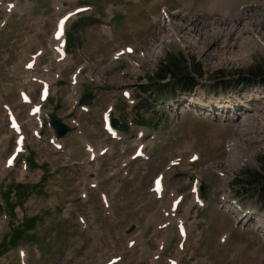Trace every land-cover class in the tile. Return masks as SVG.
Here are the masks:
<instances>
[{"label": "rangeland", "instance_id": "obj_1", "mask_svg": "<svg viewBox=\"0 0 264 264\" xmlns=\"http://www.w3.org/2000/svg\"><path fill=\"white\" fill-rule=\"evenodd\" d=\"M9 3L16 7L11 9ZM76 9L80 11L67 19L66 34L79 33L82 46L68 40L63 60L53 52L43 55L42 49L53 44L58 18ZM166 14L170 22L183 23L177 25L181 31L173 24L174 33L166 31ZM164 32L169 37L159 42ZM257 36L264 39V0H0V264H264V238L249 225L243 228L223 206L225 192L227 201L262 211L255 191L242 187L240 178L244 171L262 166L264 121L259 127L245 126L248 137H239L241 150L233 158L228 140L239 124L232 112L216 119L181 107L179 114L171 103H183L175 82L180 72L199 82L195 99H223L231 91L240 96L246 88L241 84L229 91L233 80L243 75L241 83L247 82L251 70L264 69V44ZM245 49H250L248 54L242 53ZM32 53L36 61L41 58L37 65H56L50 69L52 80L61 75L58 87L50 84L44 98L41 88L33 92L30 76H48L32 69L34 65L27 67ZM73 84L77 89L70 97ZM124 89L131 91L133 101ZM22 90L33 93L31 102L23 101ZM244 95L260 106L252 108L264 117L258 94ZM38 103L43 123L36 124V132L28 114ZM107 111L127 126L123 132L128 142L110 136ZM10 114L25 134L13 162L18 133L11 128ZM52 117L70 125L58 140L60 147L52 141ZM141 125L156 138L132 137L140 134ZM141 141L155 155L150 162L140 158L134 169L157 172L165 167L172 174L164 180L163 195L169 193L173 200L186 193L177 204V220L186 219L188 233L173 232L172 244L165 249L148 241L147 216L153 208L132 194L131 182L123 178L127 168L121 159ZM88 143L97 151L89 154ZM107 146L116 151H102ZM126 146L130 151H121ZM229 159L236 162L231 169L225 167ZM225 175L227 182L222 181ZM93 178L99 185H111L109 205L93 189ZM194 183L206 186L203 205L194 200ZM141 203L144 215L136 209ZM130 224L135 228L128 233Z\"/></svg>", "mask_w": 264, "mask_h": 264}, {"label": "flooded vegetation", "instance_id": "obj_2", "mask_svg": "<svg viewBox=\"0 0 264 264\" xmlns=\"http://www.w3.org/2000/svg\"><path fill=\"white\" fill-rule=\"evenodd\" d=\"M69 37L71 39V32L69 33ZM19 48V47H17ZM48 50H52V48L50 46H47ZM46 56L50 55L47 53ZM44 62V61H43ZM42 63V62H40ZM45 66H49V71L46 72V70H44L47 73V78H50V76L52 75V73L50 72L51 67L54 68L56 67V65H54V67L48 63L45 64L43 66L38 65V70H42L40 69V67H45ZM37 75H39V72L36 73ZM57 77V78H56ZM61 75L59 73L55 74V78L49 82L48 84L50 85H54V82H56V85L58 87V83H59V79H60ZM33 83L35 84V90L33 91L34 93H37L38 90L42 87L40 84L39 80H34ZM58 89V88H57ZM31 97H33V93H31ZM55 117H52V119L50 118L49 121L50 123L53 121ZM115 128L117 129V131L119 132H123L124 130H126L127 126H123L119 121L117 126H115ZM137 131V130H136ZM136 133V132H135ZM149 133H151V131H149ZM121 134V133H120ZM123 137V141H127L129 140V137L127 135H122ZM156 138V136L154 137V139ZM148 139V137H147ZM145 144V141H144ZM145 148L144 150L147 149V146L144 145ZM136 150V148H133V152ZM107 151H116V148L114 147H108ZM119 151V150H118ZM121 151H130V148H128L127 146L123 149H121ZM132 152V153H133ZM126 152H123V154H125ZM148 158H147V162H150L153 158L155 153L153 152V150H148ZM140 157L139 158H135L133 159L131 157V153L129 156L122 158V164L124 167H126V171H124L123 173V178L126 179L127 181L131 182V186L130 189L132 191H134L135 195H139L141 198H143L145 200V204H147V207L153 208V213L150 216H147L148 220L151 222V227H149V236L150 239H148V241L155 243L156 242V247H160L162 246L164 249L168 246L170 247L172 244V233L174 232V235H176V233L178 234V229H177V224L175 219L177 218V209H173V202L171 200L170 195L168 194H164L163 197H156L153 191V186H154V179L157 176H161L163 178V181L166 179L168 173L165 172L166 168H160L158 169L157 172H153L150 169H141V170H135L134 167H137V163H141ZM158 159L154 160V162H156ZM93 189L96 190V194L99 196L100 200L102 201V193H104L106 195L107 198L109 197V192L111 191V185L109 183H102V184H98L96 185ZM206 190V186H203V190H201V193H205ZM119 192V190H118ZM137 195V196H138ZM140 197H139V202H140ZM186 197V193H183V198ZM111 200V198H110ZM144 208V205L141 203L140 205H138V207L136 208L139 213L141 215H144V213L142 212V209ZM143 213V214H142ZM154 214V215H153ZM152 217H155V219H157L158 221H162L164 222L161 226L159 227H155L154 221L152 219ZM202 221H199L198 223H200ZM135 228V224H130L127 228L126 231L129 233L131 232L133 229ZM161 231H165L166 233L168 232V234L165 233H161ZM157 236H159V238H156Z\"/></svg>", "mask_w": 264, "mask_h": 264}, {"label": "bare ground", "instance_id": "obj_3", "mask_svg": "<svg viewBox=\"0 0 264 264\" xmlns=\"http://www.w3.org/2000/svg\"><path fill=\"white\" fill-rule=\"evenodd\" d=\"M242 2V1H241ZM238 3V2H237ZM217 4V3H216ZM219 5H220V3H219ZM222 5V4H221ZM62 5H61V3L60 4H58V10H61L62 8H60ZM226 7V6H225ZM229 7V6H228ZM227 7V8H228ZM220 8V7H219ZM230 8V7H229ZM231 9V8H230ZM238 11V10H237ZM237 11H235V12H237ZM241 11V10H240ZM62 12V11H61ZM227 12H228V10H227ZM226 12V13H227ZM231 12V11H230ZM72 13V12H71ZM262 16V15H261ZM166 20H165V22H166V31L169 33V34H171V32H173L174 33V31L175 30H177V31H181V29H178L177 28V25L176 24H174L172 21V23L170 22V17H168L167 16V14L165 15V17H164ZM60 19H61V16L58 18V21H57V29H56V31H58V25H59V22H60ZM171 24H173L174 26H176V28H175V30L171 27ZM183 24V23H182ZM182 24H179L178 26H180V25H182ZM183 30V29H182ZM242 28H240L239 30H238V33L241 35L242 34ZM60 32H61V34L60 35H55V37H54V35H53V37L54 38H52V40H54L55 41V46H54V48H55V50L57 51V55L59 56V57H61V58H64L65 57V55H67V53H66V50H65V48H64V32L63 31H61L60 30ZM167 32H164L163 34H161L160 35V40H158L159 42H161V40L163 41V40H166V39H168V37H169V35L167 34ZM176 37V36H175ZM174 37V38H175ZM257 38L259 39V43L260 44H264V39L263 38H261L260 36H257ZM250 39V38H249ZM248 39V40H249ZM257 39V40H258ZM251 40V39H250ZM258 43V44H259ZM256 45V43H253V45ZM54 44H52V46H53ZM257 46V45H256ZM241 50H243V49H241ZM134 51H135V49H134ZM249 51H250V49H249ZM249 51H246V49H245V51L244 52H242V53H247L248 54V52ZM158 52H160V49H157V51L155 52V51H153V53L154 54H157ZM117 54L120 56L121 55V51H118L117 52ZM143 53L141 52V55H142ZM240 55V54H239ZM45 57V56H44ZM43 57V58H44ZM32 58L33 59H35L36 57L34 56V55H32ZM42 58V59H43ZM28 60V59H27ZM90 64L91 63H89L88 64V67H90ZM133 64H137V62L135 63V62H133ZM83 66L85 65V64H82ZM82 65H80L79 66V68L76 70V72L73 74V76H72V79L73 80H75V81H78V75L80 74V72H81V70H82ZM42 69H44V70H46V72L47 71H49V66H45V67H43ZM94 69V68H93ZM46 85H48V82L46 83ZM76 87L73 85L72 86V88H71V91H70V97H74V94H75V92H76ZM23 93H25V92H22V94ZM123 94H127V96L129 97V100L130 101H133V99L131 98V92L130 91H128L127 89H124V91H123ZM29 96V95H28ZM69 96V95H68ZM23 98V97H22ZM26 98H28V97H26ZM232 106L234 107V110H235V112H234V114L237 116V121H238V124H239V128H237V131L233 134V135H230V137H229V139L230 140H228V149L229 150H231V152H233V154L234 155H232L233 156V158H235L236 157V155H237V153H238V151H240L241 149H240V139H239V137L240 136H242V135H247V137H248V127L249 128H251V127H254L255 125L256 126H258L259 127V125H261V121H264V117H262L261 116V111H259V110H254L253 108H252V105L250 104V103H248V102H245L244 104H238V105H236V106H234V103L232 104ZM182 107H184V108H187V107H189L187 104H185V106H182ZM184 108H182V110L184 109ZM181 110V111H182ZM193 110L194 111H198V109L197 108H193ZM225 111V109H220V111ZM252 110V111H251ZM34 119H36L38 122H39V124H41V118H40V105H36V106H34L32 109H31V111H30V117H29V119H28V122L30 123V125L33 127V121H34ZM106 119H108V114H107V116H106ZM20 123H19V121L15 118V123L14 122H11V128L14 130V131H16V127H18V125H19ZM247 128H246V127ZM38 128V127H37ZM37 128H35V130H38ZM253 130V129H252ZM17 132V131H16ZM140 133L142 134L143 133V130H141L140 131ZM18 134H19V142L21 143L22 141H24V138H25V135H24V133L23 132H18ZM146 133L144 132V135H145ZM251 134H252V131H251ZM236 136V137H235ZM251 138H253V136L251 137ZM255 139H257L256 138V136L254 137ZM56 143H57V141H56ZM19 147L20 146H18V148H17V151L19 150ZM17 153V152H16ZM95 155V154H94ZM231 155V154H230ZM10 160H12V159H10ZM243 160V158L239 161V163L241 162ZM228 161H231L230 159L228 160ZM233 162H234V159H233V161H231V162H229L230 164H225V167H228L229 169H231L232 168V166L236 163H234L233 164ZM234 167H236V166H234ZM228 169V170H229ZM172 174V172H169L168 173V175L169 174ZM227 177H226V175L223 177V180L222 181H224V182H227ZM223 187H226L227 188V186H224L223 185ZM225 197H226V193L224 192V194H223V199H225ZM226 206L228 207V209H231V207H233V209L235 210V211H238L239 210V207H238V205H236V204H231V203H228V204H226ZM258 216V215H257ZM262 219H261V217L260 216H258L256 219H253V221L255 222V223H258V222H260ZM172 262V261H171ZM175 264H178L176 261H173ZM173 262H172V264H173Z\"/></svg>", "mask_w": 264, "mask_h": 264}, {"label": "trees", "instance_id": "obj_4", "mask_svg": "<svg viewBox=\"0 0 264 264\" xmlns=\"http://www.w3.org/2000/svg\"><path fill=\"white\" fill-rule=\"evenodd\" d=\"M243 77V75H240L238 79L233 80V85H238V83L245 79ZM175 78L176 84H178L179 87H183L185 90H191L199 83L194 79L193 75L189 77L181 72L180 74H175ZM246 80L247 82L245 83L261 82L264 85V69L259 66L255 67L254 70L250 71ZM260 161L262 164L261 169L244 171L243 177L240 178V184L244 188H252L258 196L261 207L264 208V156L261 157Z\"/></svg>", "mask_w": 264, "mask_h": 264}, {"label": "water", "instance_id": "obj_5", "mask_svg": "<svg viewBox=\"0 0 264 264\" xmlns=\"http://www.w3.org/2000/svg\"><path fill=\"white\" fill-rule=\"evenodd\" d=\"M72 40L76 41L79 47L82 46L83 39L79 33L76 36L72 35ZM117 124H118L117 119H113L112 125L116 126ZM52 126L54 129L56 138L63 137L69 130V125L66 122H64L62 118L60 117L53 119Z\"/></svg>", "mask_w": 264, "mask_h": 264}, {"label": "snow or ice", "instance_id": "obj_6", "mask_svg": "<svg viewBox=\"0 0 264 264\" xmlns=\"http://www.w3.org/2000/svg\"><path fill=\"white\" fill-rule=\"evenodd\" d=\"M157 183H159V181H157Z\"/></svg>", "mask_w": 264, "mask_h": 264}]
</instances>
